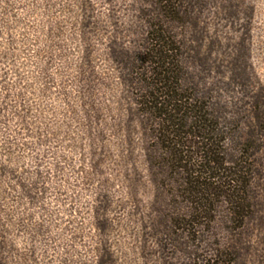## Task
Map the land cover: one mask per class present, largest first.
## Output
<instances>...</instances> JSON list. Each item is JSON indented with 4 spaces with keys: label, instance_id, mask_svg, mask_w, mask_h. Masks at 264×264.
I'll list each match as a JSON object with an SVG mask.
<instances>
[{
    "label": "rangeland",
    "instance_id": "rangeland-1",
    "mask_svg": "<svg viewBox=\"0 0 264 264\" xmlns=\"http://www.w3.org/2000/svg\"><path fill=\"white\" fill-rule=\"evenodd\" d=\"M246 2L264 86V0ZM138 3L0 0L2 264H162L155 233L173 187L109 54L114 40L132 46ZM216 3L201 24L237 44Z\"/></svg>",
    "mask_w": 264,
    "mask_h": 264
},
{
    "label": "trees",
    "instance_id": "trees-1",
    "mask_svg": "<svg viewBox=\"0 0 264 264\" xmlns=\"http://www.w3.org/2000/svg\"><path fill=\"white\" fill-rule=\"evenodd\" d=\"M211 2L139 0L132 46L114 40L109 54L150 164L173 187L177 205L158 212L162 264H264V86L246 50L253 8L216 3L242 33L223 44L201 24Z\"/></svg>",
    "mask_w": 264,
    "mask_h": 264
}]
</instances>
